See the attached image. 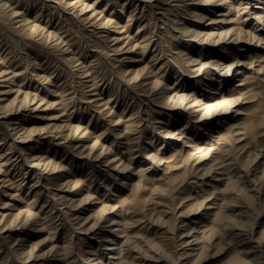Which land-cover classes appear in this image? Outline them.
Listing matches in <instances>:
<instances>
[{"label": "rangeland", "instance_id": "374dc122", "mask_svg": "<svg viewBox=\"0 0 264 264\" xmlns=\"http://www.w3.org/2000/svg\"><path fill=\"white\" fill-rule=\"evenodd\" d=\"M107 2L0 0V264H264V0Z\"/></svg>", "mask_w": 264, "mask_h": 264}, {"label": "bare ground", "instance_id": "6f19581e", "mask_svg": "<svg viewBox=\"0 0 264 264\" xmlns=\"http://www.w3.org/2000/svg\"><path fill=\"white\" fill-rule=\"evenodd\" d=\"M106 2H107V0H106ZM109 2H110V0H109ZM114 2H115V0H114ZM108 3V2H107ZM106 3V4H107ZM116 3V2H115ZM122 5V4H121ZM121 7V6H120ZM190 8V7H189ZM121 9V8H120ZM122 13V12H121ZM132 13V12H131ZM205 15V14H204ZM204 15H203V17H204ZM129 16V15H128ZM131 16V15H130ZM129 21V20H128ZM128 21H126L127 23H128ZM126 24V23H125ZM23 41V40H22ZM201 55V54H200ZM201 57H202V55H201ZM210 59V58H209ZM204 60V59H203ZM203 62V61H202ZM236 62V61H235ZM203 65V64H202ZM228 68V67H227ZM230 68V67H229ZM229 71V70H228ZM214 79V78H213ZM46 87H47V85H46ZM170 87V86H169ZM48 88V87H47ZM45 92V91H44ZM47 92V91H46ZM26 102V101H25Z\"/></svg>", "mask_w": 264, "mask_h": 264}]
</instances>
